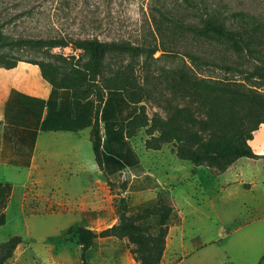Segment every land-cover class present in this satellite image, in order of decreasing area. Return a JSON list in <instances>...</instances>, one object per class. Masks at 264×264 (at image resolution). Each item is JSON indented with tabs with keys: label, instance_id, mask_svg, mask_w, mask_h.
Segmentation results:
<instances>
[{
	"label": "rangeland",
	"instance_id": "rangeland-1",
	"mask_svg": "<svg viewBox=\"0 0 264 264\" xmlns=\"http://www.w3.org/2000/svg\"><path fill=\"white\" fill-rule=\"evenodd\" d=\"M206 1L221 5L225 13L242 11L249 21L251 16L264 19V0ZM199 16L200 11L186 8L182 0H0V69L24 61L16 75L46 84L38 66L26 63L35 60L55 85L78 77L77 93L122 89L137 100L138 111L127 122L126 133L139 157L136 165L104 174L93 154L89 126L41 131L44 154L27 168L0 163L4 264H52L34 251L41 252L42 240L52 253L62 254L56 264H96L99 249L106 251L105 264H154L156 257L158 264H258L264 219L245 208L224 211L214 193L217 175L232 162L208 151L190 158L203 144L214 147V140L209 116L185 78L226 74L241 89L264 93V47L236 48L202 33L192 25ZM93 37L107 43L109 64L126 67L130 77L73 73L78 61L71 55L85 52L86 40ZM221 61L227 65L222 67ZM174 75L182 76L184 89ZM234 109L238 115L245 112ZM162 119L176 121L184 138L166 135ZM241 163H250L249 176L264 164L247 158ZM225 178L234 180L233 168L217 180ZM258 184L264 189V183ZM233 189L235 183L225 187ZM208 196L217 201L215 208ZM162 213H167L164 225L159 224ZM126 221L141 229L126 231ZM104 228L114 233L81 236L84 229ZM14 236V248L24 244L15 261L14 248L6 244Z\"/></svg>",
	"mask_w": 264,
	"mask_h": 264
},
{
	"label": "trees",
	"instance_id": "trees-1",
	"mask_svg": "<svg viewBox=\"0 0 264 264\" xmlns=\"http://www.w3.org/2000/svg\"><path fill=\"white\" fill-rule=\"evenodd\" d=\"M186 8L191 6L195 12L200 11L199 22L192 25L202 33H210L225 39L236 48L264 47V19L254 16L249 21L242 11H228L221 5L209 3L206 0H182ZM190 24L189 22H186ZM0 25V38H2ZM107 43L97 37L86 40V50L71 55L78 65L73 67V73L92 76L108 75L121 79L130 77L126 67H112L104 51ZM257 46V47H256ZM204 60V57L201 59ZM37 64L43 76L51 84L47 98H40L12 88L4 103L2 134L0 146V162L28 167L31 163L34 145L39 130H76L91 127L90 140L95 160L104 174L110 175L127 166L136 165L139 157L128 139L127 122L137 113V100L127 97L118 87H106L91 90L89 93L74 91L78 77H69L67 81L54 84L52 78H47L44 66L35 60H26ZM226 66V61H221ZM14 66V63L7 67ZM79 77L80 80L84 76ZM173 80L183 87L181 75H174ZM188 90L196 92L201 105L209 116L213 127L214 147L201 145L190 155L191 159L198 154L212 152L226 162H232L240 156H255L248 140L261 123H264V93L255 90H243L226 74L211 77L201 75L192 80L189 77ZM75 86V87H74ZM235 106L244 108L243 115H238ZM162 131L171 138H184L181 126L172 120H160ZM167 213L160 215L159 224L164 225ZM123 228L126 231H139L140 225L126 221ZM114 233L113 228L99 231L84 229L81 236L85 239L104 237ZM18 237L14 236L6 244L14 248ZM10 251V252H11ZM158 258L154 264H158ZM264 260V251L260 257ZM0 264L4 260L0 259ZM143 264H147L143 261Z\"/></svg>",
	"mask_w": 264,
	"mask_h": 264
},
{
	"label": "crops",
	"instance_id": "crops-1",
	"mask_svg": "<svg viewBox=\"0 0 264 264\" xmlns=\"http://www.w3.org/2000/svg\"><path fill=\"white\" fill-rule=\"evenodd\" d=\"M24 61H19L15 66L0 69V124H2L3 121V109H4V103L8 97V94L12 88H15L21 92H24L26 94H30L33 96H37L40 98H47L50 90H51V84L47 81V79L43 76L41 69L37 64L38 68L40 69L41 75L43 79L47 82L46 84H39V83H32L29 79L20 78L18 75H16V71L21 63ZM29 64H33L30 62H26ZM78 130V129H77ZM260 130L264 131V123H261L258 128L253 132L252 137L248 140V144L250 145L252 151L255 153V156H240L236 158L234 161H232L231 164L227 166V168L219 173L217 175L218 178H223L225 176L226 170L233 168L234 169V180L224 179L222 182L219 180H215L217 182L216 186L218 189L214 191V193L219 194V203L218 205L224 210L229 211L228 209H233L232 211H235L237 213L240 211V209H247L251 212H257L260 213V216H258V219H264V189L261 188V186L258 183H264V177H260V170L264 173V164H261V167L258 169L257 174H253L252 176L247 175V171L250 170V163H241L244 158H247L248 160H253L257 162H264V133L262 135H258ZM47 132L51 130H39L36 137V142L33 149V154L31 158V163L29 166H31L32 162L35 159H40V154H44V149H40L39 146V140L38 137L40 135V132ZM0 132L2 134V126L0 125ZM2 137V136H1ZM1 146V142H0ZM43 156V155H42ZM2 163V162H0ZM5 164V163H2ZM13 165V164H9ZM17 166V165H16ZM28 166V167H29ZM201 166V165H200ZM21 167V166H19ZM27 168V167H25ZM254 167H252V171L254 172ZM209 173L212 174V172L209 169H206ZM198 171V169H197ZM202 172V171H201ZM213 175V174H212ZM214 176V175H213ZM231 183H235V189L233 190H225V187L230 185ZM258 184V185H257ZM242 188V189H241ZM225 190V191H224ZM211 193V194H214ZM234 195L231 199H226L225 197H230ZM210 196H208L209 198ZM211 199L210 206H213L214 208L217 206V201H214V199ZM225 201V202H224ZM228 208V209H226ZM42 246H41V252L34 249V251L39 254L40 258L43 261H50L52 264H56V261L62 254H54L50 251L51 247L49 246V243L45 242V240H42ZM24 249V244L19 243L14 248L12 254H13V260H17L19 254ZM262 249L264 251V244L262 245ZM41 253H43V257H41ZM106 255L105 249H99L97 253V263L96 264H105L103 259ZM260 258V257H259ZM95 257H91V261L94 260ZM231 259V258H230ZM258 264H264V260H262ZM232 264H234L231 261Z\"/></svg>",
	"mask_w": 264,
	"mask_h": 264
}]
</instances>
